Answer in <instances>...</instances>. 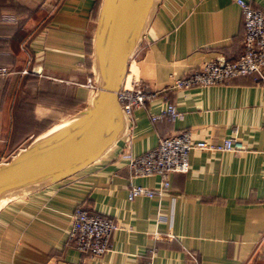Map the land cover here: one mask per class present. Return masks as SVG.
I'll return each instance as SVG.
<instances>
[{"label": "crops", "instance_id": "0c3cea01", "mask_svg": "<svg viewBox=\"0 0 264 264\" xmlns=\"http://www.w3.org/2000/svg\"><path fill=\"white\" fill-rule=\"evenodd\" d=\"M98 1L0 0V66L11 69L0 79V164L54 126L27 120H63L86 105ZM249 1L264 13V0ZM243 31L235 0H161L126 69L155 96L133 112L132 127L124 117L120 137L95 161L0 207V264H264V87L236 76L220 85L173 88L203 61L236 59ZM54 83L67 103L54 96ZM24 98L32 106L19 110ZM167 102L182 119L152 121ZM182 130L215 143L236 131L245 149H194L188 172L170 174L162 196L128 200L130 184L155 188L163 179L132 177L129 159ZM77 206L120 227L100 257L79 252L68 238Z\"/></svg>", "mask_w": 264, "mask_h": 264}, {"label": "water", "instance_id": "95a60500", "mask_svg": "<svg viewBox=\"0 0 264 264\" xmlns=\"http://www.w3.org/2000/svg\"><path fill=\"white\" fill-rule=\"evenodd\" d=\"M161 0H101L93 36L96 88L86 105L0 164V200L51 185L83 169L120 137L117 100L127 63Z\"/></svg>", "mask_w": 264, "mask_h": 264}, {"label": "built area", "instance_id": "2783aa9c", "mask_svg": "<svg viewBox=\"0 0 264 264\" xmlns=\"http://www.w3.org/2000/svg\"><path fill=\"white\" fill-rule=\"evenodd\" d=\"M235 2L241 10L244 29L241 53L234 60L219 56L203 61L197 69L175 79L173 88L220 85L236 76H251L255 82L264 87V13L253 7L249 0H235ZM3 19L11 20L13 17L3 15ZM9 73L8 67L0 66V79ZM22 73H26V70ZM134 73L126 72L117 92V100L129 128L134 125L133 112L144 108L147 100L155 96V92L149 90ZM85 86L93 92L96 88L94 79L88 78ZM162 116H166L170 121L182 119V113L172 102H167L162 112L152 116L151 119L155 121ZM194 149L239 153L245 149V146L236 131L219 143L194 140L188 130L161 137L153 149L131 157L128 167L132 177L159 175L163 178L162 181L155 188L130 184L127 199L132 200L139 196H162L169 189L170 174L188 172L189 154ZM119 229V225L112 218L94 214L82 206H77L71 214L68 238L74 243L76 250L88 257L97 258L110 249L111 235Z\"/></svg>", "mask_w": 264, "mask_h": 264}, {"label": "trees", "instance_id": "16d2710c", "mask_svg": "<svg viewBox=\"0 0 264 264\" xmlns=\"http://www.w3.org/2000/svg\"><path fill=\"white\" fill-rule=\"evenodd\" d=\"M99 1H98V6H99ZM98 9V8H97ZM243 38V37H242ZM86 45H87V53L90 55L91 54V51H92V47H91V41L90 40H87V43H86ZM86 65H87V69L89 70L90 69V61H89V59H87V61H86ZM10 73H11V69H10ZM9 73V74H10ZM8 74V75H9ZM92 75L89 73V77H91ZM24 84H25V82H24ZM24 84H23V82H22V84H21V91H23V92H25L26 90H28V89H26L25 90V87H24ZM25 86H26V84H25ZM27 92V91H26ZM69 92H70V89H69ZM54 93H55V95L54 96H56V95H59V97L57 98V100L58 99H61V98H63L62 100H60V102L61 103H67V101L70 99V97L66 94V92L65 91H62V92H60V89H59V86H58V84L57 83H54ZM58 93V94H57ZM61 95V96H60ZM23 101H22V103H20V104H18V108H19V110H21V109H25V110H28L29 108H31V106L32 105H30L29 104V102H30V100H29V98L27 99V98H24V99H22ZM26 100V101H25ZM28 100H29V102H28ZM55 121V120H54ZM53 120L51 121H33V120H27L26 122H28V123H30V124H34V125H36L37 126V128H42V127H47V126H49V125H51L53 122H54ZM26 122H24V124L26 123Z\"/></svg>", "mask_w": 264, "mask_h": 264}, {"label": "bare ground", "instance_id": "6f19581e", "mask_svg": "<svg viewBox=\"0 0 264 264\" xmlns=\"http://www.w3.org/2000/svg\"><path fill=\"white\" fill-rule=\"evenodd\" d=\"M61 126H63V125H61ZM61 126H55V127H53V128H51L50 130H48L46 133H50V132H52V131H54V130H56V129H58V128H60ZM21 194V193H20ZM14 197V196H13ZM10 198H12V197H10ZM10 198H3V199H1L0 200V207L8 200V199H10Z\"/></svg>", "mask_w": 264, "mask_h": 264}, {"label": "rangeland", "instance_id": "374dc122", "mask_svg": "<svg viewBox=\"0 0 264 264\" xmlns=\"http://www.w3.org/2000/svg\"><path fill=\"white\" fill-rule=\"evenodd\" d=\"M28 93V92H27ZM75 114V113H74ZM71 115H73V114H71ZM70 116H66V118L65 119H63V120H66L67 118H69ZM63 120H55L51 125H49V126H47L46 128L48 129L49 127H51V126H53V125H56V124H59L60 122H62ZM53 127H55V126H53ZM52 127V128H53Z\"/></svg>", "mask_w": 264, "mask_h": 264}]
</instances>
